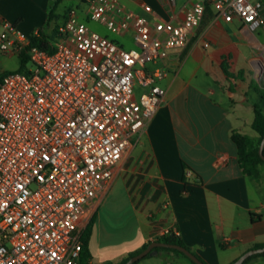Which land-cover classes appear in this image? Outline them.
Wrapping results in <instances>:
<instances>
[{
  "label": "built area",
  "instance_id": "1",
  "mask_svg": "<svg viewBox=\"0 0 264 264\" xmlns=\"http://www.w3.org/2000/svg\"><path fill=\"white\" fill-rule=\"evenodd\" d=\"M175 6V0H170ZM84 13L136 48L93 31L70 8L54 52L0 14V50L29 56L34 70L0 82V264H80L82 234L113 184L115 168L157 113L162 69L148 62L192 41L214 20L264 31V0H196L182 20L151 22L119 0H86ZM147 12L152 8L145 7ZM147 89L140 98L136 82Z\"/></svg>",
  "mask_w": 264,
  "mask_h": 264
},
{
  "label": "crops",
  "instance_id": "2",
  "mask_svg": "<svg viewBox=\"0 0 264 264\" xmlns=\"http://www.w3.org/2000/svg\"><path fill=\"white\" fill-rule=\"evenodd\" d=\"M195 1L175 0L172 6L170 0H119L151 22L182 20ZM72 2L86 5L0 0V14L26 35L42 32L48 38L65 23ZM202 30L212 39L209 49L192 41L155 63L160 67L154 70L167 72L159 82L166 95L93 213L90 264H119L168 234L206 264H233L248 250L264 247V167L257 180L246 175L232 138L235 132L258 136L252 125L264 91V31H251L238 20L216 21L213 11ZM186 260L157 252L140 263ZM248 264H264V257Z\"/></svg>",
  "mask_w": 264,
  "mask_h": 264
},
{
  "label": "trees",
  "instance_id": "3",
  "mask_svg": "<svg viewBox=\"0 0 264 264\" xmlns=\"http://www.w3.org/2000/svg\"><path fill=\"white\" fill-rule=\"evenodd\" d=\"M50 16H51V14H50ZM31 46L32 47H39V48L47 50L49 52L55 51V46L52 45V43L44 36V34H42V32H39L38 36L34 35L32 37ZM20 58H21V62H22V67H21V70H19V71L21 72L25 68V66L28 64L30 59H29V56L27 55V53H25V52L20 56ZM4 76H5V74L0 76V82L2 81ZM254 108H255V119H254L252 128L258 134V136L257 137H250V136L235 132L233 134L232 138H233L234 143L238 147L239 161H240V165H241L244 173L246 175H248L249 177L257 180L260 177L261 168L264 167V160L259 153L262 140L264 139V91L262 92V98H261L260 103L255 104ZM263 154H264V151H263ZM95 221H96V219H95V215H94L91 218L90 222L88 223L87 227L85 228V230L82 234L83 249H82V253H81L80 264H90V260L92 258V254H91V250H90V241L92 238L93 227L95 225ZM156 241L169 243V244H176V245H180L182 247L187 248L186 245L184 244V242L178 236H176L174 234L164 235L162 237L157 238ZM147 246L148 245L144 246V248L139 250V251L131 253L126 259H124L119 264L127 263V261L129 259L140 254L144 249L147 248ZM155 250L157 252L164 251V252H172V253L181 255V256L185 257L186 259H188L192 264H196L193 261H191L186 255H184L183 253H181L178 250L169 249V248H156ZM150 257L151 256L149 255L145 259H148ZM197 257L200 260H202L199 256H197ZM259 257H264V253L254 255V256L248 258L244 262V264H248L253 259H256ZM140 262L135 263V264H139Z\"/></svg>",
  "mask_w": 264,
  "mask_h": 264
},
{
  "label": "rangeland",
  "instance_id": "4",
  "mask_svg": "<svg viewBox=\"0 0 264 264\" xmlns=\"http://www.w3.org/2000/svg\"><path fill=\"white\" fill-rule=\"evenodd\" d=\"M70 8H75L79 11V15L81 16V20H83L84 22H86L88 24V26L95 32L99 33L102 36L108 37L111 40H114L122 45L125 46V48L127 49H131V48H136V44L133 40L132 37L130 36H123V35H119V34H115L112 33L111 31L108 30V28L100 23L97 22H93L90 21L86 18V16L84 15L87 6L83 3H80L79 5H77L75 2L70 3ZM62 12L64 10V7H62ZM59 33H51L50 37H46L53 46H56L58 44V40H59ZM159 62V61H157ZM156 62H148L146 64V69L149 71H153L155 68L160 67L159 64H155ZM22 67V62H21V58L19 56H15V55H9L4 53L3 51L0 50V76L3 74H9L12 72H16L21 70ZM30 70H34V66L32 64L31 61L28 62V64L25 66V68L21 71L24 73H27ZM147 91L146 88H144L143 86H141L138 81L136 82L135 85V92L137 95V98H140V96L145 93ZM129 222H131V220H129ZM129 226V225H127ZM124 228H128L127 231H129V229H132V226L130 225L129 227H124ZM164 251H160L159 253H163ZM188 262V264H191V262H189L188 260H186ZM140 264H149V262H143Z\"/></svg>",
  "mask_w": 264,
  "mask_h": 264
},
{
  "label": "water",
  "instance_id": "5",
  "mask_svg": "<svg viewBox=\"0 0 264 264\" xmlns=\"http://www.w3.org/2000/svg\"><path fill=\"white\" fill-rule=\"evenodd\" d=\"M264 139L262 140L261 146H260V150L259 153L261 155V157L264 160ZM156 248H169V249H174V250H178L181 253H183L184 255H186L191 261H193L196 264H205L202 260H200L194 253H192L189 249L182 247L180 245H176V244H169V243H164V242H160V241H154L151 242L146 249H144L140 254L132 257L131 259H129L127 261V263L125 264H135L138 263L142 260H144L147 256H153L154 254L157 253V251L155 250ZM264 253V247L263 248H257V249H251L248 250L247 252H245L243 255H241L233 264H244V262L254 256V255H258V254H263Z\"/></svg>",
  "mask_w": 264,
  "mask_h": 264
}]
</instances>
